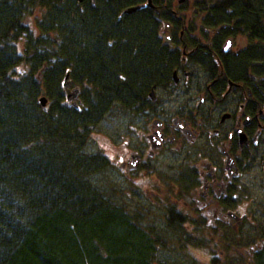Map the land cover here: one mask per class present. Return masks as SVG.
Masks as SVG:
<instances>
[{"label":"trees","instance_id":"1","mask_svg":"<svg viewBox=\"0 0 264 264\" xmlns=\"http://www.w3.org/2000/svg\"><path fill=\"white\" fill-rule=\"evenodd\" d=\"M151 3L0 0V264H198L190 249L209 242L206 230L194 237L171 201L157 224L154 202L89 151L91 135L168 87L183 57L161 39L169 26L200 35L185 39L190 47L210 41L204 29L220 30L216 45L242 29L249 45L230 66L264 90V0H204L208 14L189 20L164 16L170 2ZM139 5L148 7L125 13ZM198 50L191 63L209 67ZM254 264H264V247Z\"/></svg>","mask_w":264,"mask_h":264},{"label":"flooded vegetation","instance_id":"2","mask_svg":"<svg viewBox=\"0 0 264 264\" xmlns=\"http://www.w3.org/2000/svg\"><path fill=\"white\" fill-rule=\"evenodd\" d=\"M162 1L172 3L164 16L208 14L200 12L204 0ZM135 7L140 11L148 5ZM204 30L210 41L190 47L185 39L202 38L188 27L162 29L161 39L183 52L180 66L167 88L153 90L140 108L131 110L130 141L115 156L116 163L108 159L123 176H138L133 181L139 185L150 177L156 160L173 157L177 212L186 227L206 230L208 264H254L264 247V210L250 200L254 191L248 179L256 167L264 168V90L259 76L233 74L230 66L242 61L249 45L246 41L242 48V29L217 45L212 41L220 30ZM199 47L207 49L209 67L199 59L191 63L192 55H201Z\"/></svg>","mask_w":264,"mask_h":264},{"label":"rangeland","instance_id":"3","mask_svg":"<svg viewBox=\"0 0 264 264\" xmlns=\"http://www.w3.org/2000/svg\"><path fill=\"white\" fill-rule=\"evenodd\" d=\"M189 20V19H188ZM36 24L32 19L30 23V28L34 31L36 30ZM246 46V40H242V48ZM128 119L126 118H116L111 117L102 122L99 126H96L91 135V140L89 144V151L99 150L104 153L111 161L116 163L115 156L120 152H123L124 146L129 140V130H128ZM130 141V140H129ZM175 161L174 158L164 155L162 158L156 160L153 171L146 176L147 179L140 180L139 185L135 184L133 179L139 180L138 176L127 178L128 182L136 185V187L143 193L144 196L151 199L156 205V210H154L155 221L157 224H162V219L160 215L162 214V209L165 208V202L171 201V203H176V193H175ZM263 164V163H262ZM264 164L262 165L263 168ZM248 182L251 183L250 191H254L250 194V200L253 204H258L259 208L264 210V168L263 170L255 168L252 174L249 176ZM125 184V183H124ZM129 184V185H131ZM122 185V183H120ZM129 185L123 186L127 189L128 194L131 196V188ZM138 195V194H137ZM251 208V207H250ZM205 241V240H203ZM206 242V241H205ZM206 242L203 248L196 249L191 248L190 251L198 264H208L210 260V254L207 247L210 245ZM263 245V243L261 244ZM179 256V255H178ZM248 256V255H246ZM180 257V256H179ZM248 262V261H247ZM185 264H189L188 260L185 259Z\"/></svg>","mask_w":264,"mask_h":264},{"label":"water","instance_id":"4","mask_svg":"<svg viewBox=\"0 0 264 264\" xmlns=\"http://www.w3.org/2000/svg\"><path fill=\"white\" fill-rule=\"evenodd\" d=\"M78 2L82 3L83 0H78ZM149 5L152 6L151 0H149ZM139 9H140V7L131 8V9H128L126 11V13L127 14H132V13L138 11ZM168 40L170 41L169 37H168ZM176 75L177 74L175 73V76ZM71 86H72V83L70 82V74H68L67 77H66V80H65V88H66L67 94L69 96L68 99L69 100H72V99L76 100L78 98L80 92H79L78 89H74L73 91H71L70 90ZM153 95H154V92H152V96ZM43 96L44 97L41 100V104H42L43 107H46L47 106V100H46V97H45V93H43Z\"/></svg>","mask_w":264,"mask_h":264}]
</instances>
